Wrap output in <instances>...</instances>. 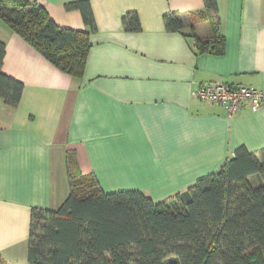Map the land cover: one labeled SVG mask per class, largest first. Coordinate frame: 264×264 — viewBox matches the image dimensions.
I'll list each match as a JSON object with an SVG mask.
<instances>
[{"label": "crops", "instance_id": "0c3cea01", "mask_svg": "<svg viewBox=\"0 0 264 264\" xmlns=\"http://www.w3.org/2000/svg\"><path fill=\"white\" fill-rule=\"evenodd\" d=\"M28 1L89 48L69 76L0 22L1 72L21 85L15 107L0 99V264H27L31 212L57 210L70 173L161 202L264 150V107L228 116L194 96L206 82L264 89V0ZM218 36V53L196 43Z\"/></svg>", "mask_w": 264, "mask_h": 264}, {"label": "trees", "instance_id": "16d2710c", "mask_svg": "<svg viewBox=\"0 0 264 264\" xmlns=\"http://www.w3.org/2000/svg\"><path fill=\"white\" fill-rule=\"evenodd\" d=\"M204 2L215 10L214 0ZM0 22L60 72L81 76L85 34L58 27L28 0H0ZM166 27L180 23L169 17ZM201 41L218 53L223 39ZM3 57L0 42V99L15 107L21 85L2 74ZM69 185L57 210H32L27 264H264V150L238 149L216 173L161 202L137 191L103 193L77 172Z\"/></svg>", "mask_w": 264, "mask_h": 264}, {"label": "built area", "instance_id": "2783aa9c", "mask_svg": "<svg viewBox=\"0 0 264 264\" xmlns=\"http://www.w3.org/2000/svg\"><path fill=\"white\" fill-rule=\"evenodd\" d=\"M194 96L200 101L223 107L228 116L237 113L245 105L252 110L264 107V89L252 86L206 82L196 88Z\"/></svg>", "mask_w": 264, "mask_h": 264}, {"label": "rangeland", "instance_id": "374dc122", "mask_svg": "<svg viewBox=\"0 0 264 264\" xmlns=\"http://www.w3.org/2000/svg\"><path fill=\"white\" fill-rule=\"evenodd\" d=\"M254 178V179H253ZM253 178H251V180H250V182H251V184L253 185V186H256V184L258 183L257 182V180H256V177H253ZM69 187H70V185H69ZM70 193V192H69Z\"/></svg>", "mask_w": 264, "mask_h": 264}]
</instances>
